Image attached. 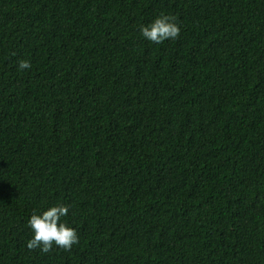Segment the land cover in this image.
I'll return each instance as SVG.
<instances>
[{
    "label": "trees",
    "instance_id": "obj_1",
    "mask_svg": "<svg viewBox=\"0 0 264 264\" xmlns=\"http://www.w3.org/2000/svg\"><path fill=\"white\" fill-rule=\"evenodd\" d=\"M0 264H264V0H0Z\"/></svg>",
    "mask_w": 264,
    "mask_h": 264
},
{
    "label": "clouds",
    "instance_id": "obj_2",
    "mask_svg": "<svg viewBox=\"0 0 264 264\" xmlns=\"http://www.w3.org/2000/svg\"><path fill=\"white\" fill-rule=\"evenodd\" d=\"M140 32L145 39L159 44L166 39H177L181 28L175 16L161 13L149 25H142ZM30 68V61H19L18 70ZM68 213L69 207L63 203L49 207L42 214L34 212L27 222L33 232L32 238L27 241V248L30 251L39 249L47 254L52 251L55 245L60 249L71 251L73 245L79 243V236L76 228L68 226L66 222L61 220Z\"/></svg>",
    "mask_w": 264,
    "mask_h": 264
}]
</instances>
